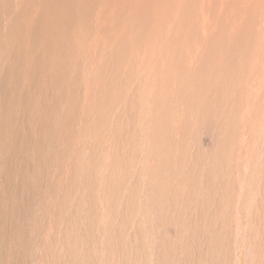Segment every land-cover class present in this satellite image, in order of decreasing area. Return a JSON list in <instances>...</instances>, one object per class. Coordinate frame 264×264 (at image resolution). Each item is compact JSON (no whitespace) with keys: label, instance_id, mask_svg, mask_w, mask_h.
I'll return each instance as SVG.
<instances>
[{"label":"rangeland","instance_id":"rangeland-1","mask_svg":"<svg viewBox=\"0 0 264 264\" xmlns=\"http://www.w3.org/2000/svg\"><path fill=\"white\" fill-rule=\"evenodd\" d=\"M239 9L243 12L245 5ZM200 14L203 16L195 19L194 26L203 39L208 37L207 33L202 35L203 28L214 34L220 24L207 19L204 12ZM252 14L251 19H264V11L257 7ZM247 18L240 15L239 19H220L226 42ZM92 19L91 34L96 40L100 28L96 19L101 18ZM88 58L99 60L98 51L90 48ZM94 68L85 63L81 72L70 76V83L62 86L53 83L51 72L46 99L25 78L18 79L15 99L10 96L12 87L0 89V264H257L251 230L256 227L259 194L251 204L249 221L242 209L259 181L254 166L263 144H255L251 134L243 136L240 153H245L244 163L249 165L245 175L242 161L240 168H234L233 176L235 190L238 182L243 188L242 200L238 209H228L225 222L217 216L211 223L201 206L195 205L191 184L198 173L204 188L208 156L203 151L212 139L196 129L195 123L184 139L170 126L167 142L155 156L149 148L151 128L145 105L150 92L145 91L144 109L138 108L133 123L127 105L133 90L130 92L128 85H124L128 98L114 108L105 132L92 137L95 117L89 107L90 90L85 85ZM249 73L244 74V82L236 92L243 94L242 101L252 110L251 104L259 95L264 96V89L258 90L261 80ZM72 86L76 89L71 116L63 92L68 98ZM213 89L210 93L216 98ZM262 111L264 115V103ZM68 126L71 137L67 144ZM215 139L225 143L217 132ZM158 168L171 175L174 172L176 177L167 179L163 175L165 178L159 179ZM232 196L235 198L236 191ZM239 224L246 233L244 238L236 230Z\"/></svg>","mask_w":264,"mask_h":264},{"label":"bare ground","instance_id":"bare-ground-1","mask_svg":"<svg viewBox=\"0 0 264 264\" xmlns=\"http://www.w3.org/2000/svg\"><path fill=\"white\" fill-rule=\"evenodd\" d=\"M241 4L245 5L243 12L239 9ZM255 7L264 11V0H206V3L203 0H0V89L12 87L10 96L15 99L18 79L25 78L38 94H45L46 99L51 72L53 83L62 86L70 83V76L78 74L85 63L93 64L95 71L85 88L89 87V107L95 117L90 131L94 138L105 132V124L114 108L126 100L124 85L129 86L130 92L133 90L131 97H127L133 123L138 108L144 109L145 91H149V103L145 105L149 109L151 128L149 148L155 156L167 142L170 126L184 139L195 123L196 129L212 139L210 147L203 151L208 156L204 188H201L202 177L195 174L191 184L192 198L196 206H201L202 214L210 217L211 223L217 216L225 222L228 209H238L242 200L243 188L238 182L235 190L233 176L234 168H240L245 161V153L241 155L239 147L243 136L251 134L255 144L264 146V96L257 97L251 110L247 102L242 101L243 94L236 92L249 70L250 75L253 72L262 82L258 90L264 89V19L250 18ZM203 12L207 19L220 25L214 34L203 28L202 35L207 33L208 37L201 39L194 21L202 17L200 13ZM240 15L248 17L246 24L233 37L227 36L226 42V30L220 19L225 16L239 19ZM92 16L101 18L96 19L100 21L96 40L91 34ZM90 48L98 51L99 60L88 58ZM147 70L150 74H145ZM212 88L217 93L216 98L211 96ZM74 89L72 86L68 98L66 91L63 92L71 116L75 105ZM47 107L45 100L44 110ZM216 132L225 138V143L217 142ZM65 136L68 144L69 126ZM247 164L249 162L244 166ZM254 168L259 181L242 210L245 209L244 218L248 220L251 204L259 194L251 248L257 264H262L264 150L257 151ZM156 172L159 179L163 175H167V179L176 177L174 172L171 175L160 168ZM238 226L236 230L244 238L246 233L240 224Z\"/></svg>","mask_w":264,"mask_h":264}]
</instances>
